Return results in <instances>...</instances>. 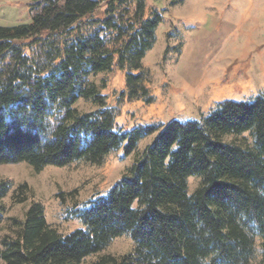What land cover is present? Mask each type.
<instances>
[{
    "label": "trees",
    "instance_id": "trees-1",
    "mask_svg": "<svg viewBox=\"0 0 264 264\" xmlns=\"http://www.w3.org/2000/svg\"><path fill=\"white\" fill-rule=\"evenodd\" d=\"M28 6L30 23L0 26V165L25 162L36 172L102 165L112 152L123 148L129 157L155 138L106 195L73 206L69 217L82 229L59 232L33 202L23 220H13L15 235L0 241V264H83L125 236L131 252L93 264H264V92L250 102H220L200 120L124 132L119 108L101 92L106 80L93 78L116 68L125 73L120 102L152 103L143 60L162 12L147 15L144 0ZM81 99L97 110L79 111ZM190 178L200 180L193 193ZM11 186L0 182V201ZM29 193L20 185L15 202ZM4 213L0 206V225Z\"/></svg>",
    "mask_w": 264,
    "mask_h": 264
},
{
    "label": "rangeland",
    "instance_id": "rangeland-1",
    "mask_svg": "<svg viewBox=\"0 0 264 264\" xmlns=\"http://www.w3.org/2000/svg\"><path fill=\"white\" fill-rule=\"evenodd\" d=\"M32 1L0 0V26L30 23L28 5ZM144 1L147 15L153 8L163 14L156 44L143 60L151 72L148 87L153 102H120L121 93L126 91L125 73L116 68L93 78L97 84L107 82L101 92L109 106L120 110L117 129L129 132L173 120H200L220 102H250L264 92V0H184L177 6H171L169 0ZM76 108L84 113L97 110L83 99ZM154 138L155 134L143 139L129 157L123 148L112 152L102 165L78 162L63 168L48 166L41 172L25 162L0 165V182L12 183L10 193L0 201L5 209L0 241L15 235L13 220H23L33 202L43 205L47 222L59 232L82 229V222L71 220L69 211L92 197L106 195ZM241 139L225 137L227 141ZM199 182L190 178V193ZM23 184L30 193L26 202L17 203L15 190ZM133 247L130 237L118 238L83 264H93L104 255L123 256Z\"/></svg>",
    "mask_w": 264,
    "mask_h": 264
}]
</instances>
